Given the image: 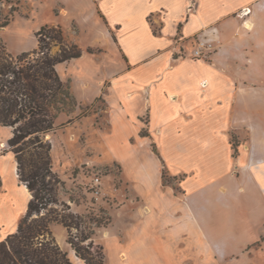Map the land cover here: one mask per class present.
Instances as JSON below:
<instances>
[{"label": "crops", "instance_id": "0c3cea01", "mask_svg": "<svg viewBox=\"0 0 264 264\" xmlns=\"http://www.w3.org/2000/svg\"><path fill=\"white\" fill-rule=\"evenodd\" d=\"M47 2L53 14L46 21L21 17L6 27L35 33L76 25L82 55L69 62L82 67V102L106 91L112 132L105 144L127 152V187L145 204L129 208L124 224L114 215L101 229L104 264L209 262V252L213 262L258 240L261 255L228 264H264V0ZM197 39L217 44L209 60L191 58ZM143 129L150 136H140ZM10 136L0 126V240L16 231L30 198L23 208ZM162 161L170 176L182 175L183 199L163 184ZM184 233L192 252L202 248L190 259ZM233 237L244 239L236 245ZM68 245L71 263L86 264Z\"/></svg>", "mask_w": 264, "mask_h": 264}, {"label": "trees", "instance_id": "16d2710c", "mask_svg": "<svg viewBox=\"0 0 264 264\" xmlns=\"http://www.w3.org/2000/svg\"><path fill=\"white\" fill-rule=\"evenodd\" d=\"M8 23L5 20L0 26ZM35 37L37 47L18 54L8 51L0 40V126L11 130L7 146L14 153L18 179L30 193L16 231L0 240V264H72L55 241L53 223L66 229L67 242L76 256L86 264H104L101 245L96 256L90 250L92 240L80 245L91 239L93 232L81 229L80 239L72 233L85 220L59 199L63 181L52 168L51 142L46 139L73 120L60 121L62 115L75 111L77 100L57 65L79 58L82 49L67 40L60 26L43 25ZM55 46L58 48L53 52ZM87 51L92 52L90 48Z\"/></svg>", "mask_w": 264, "mask_h": 264}, {"label": "rangeland", "instance_id": "374dc122", "mask_svg": "<svg viewBox=\"0 0 264 264\" xmlns=\"http://www.w3.org/2000/svg\"><path fill=\"white\" fill-rule=\"evenodd\" d=\"M51 14H53V11L48 6L47 0H0V25L5 20L10 22L12 19L21 20L22 18L25 21L28 18V23L32 24V22H35L33 25H38L46 21ZM18 28L14 26L12 28L0 26V40L5 43L8 51L13 54L20 53L23 49L32 50L37 45L35 33H32L29 27L17 30ZM22 30L28 31L26 34H23ZM77 31L78 29L74 23L64 29L67 40L77 42ZM57 48V46L53 47L52 51H56ZM91 50L92 52H96L95 49ZM80 63L82 66V62ZM58 69L61 77L64 80L70 81L73 93L77 99V106L75 111L69 116L62 115L60 118L62 122H65L69 117H72L73 120L47 135L46 139L51 142L50 155L52 168L63 181L58 194L59 199L69 205L72 213L82 215L84 217L83 220H85L82 227L77 231L72 229V233L80 239L81 229L85 233L93 232L91 239L82 242L76 239V241L80 242V245L86 246L92 240L93 245L90 250L96 256V253L100 250L99 245L102 246L101 239L103 233L101 229L110 224L113 216L117 215L120 218L119 221L116 220L117 225L124 224L125 221L123 219L129 208H133L134 206L145 207V204L139 200H135L131 190L127 187L125 180L127 152H111L105 144L106 135L112 132L108 118V104L105 99L106 91L99 98L89 103H84L82 102V76L78 72L82 67H78L74 61H71L60 65ZM120 132L122 133V130ZM139 133L140 136H145L146 138L150 136L145 129L140 130ZM150 140H152V137ZM150 140L151 152L159 157L155 143ZM130 141H134V138H130ZM232 144L235 147L236 143L234 139H232ZM8 152L14 155L9 149ZM160 168L163 184L171 185L174 194L183 199L186 191L181 186L182 175L170 176L166 171L163 161ZM96 177H99L101 181L98 186L100 190L98 195H94V188L91 187ZM178 201L184 207L183 201L179 199ZM177 206L179 207V204ZM51 230L56 243L63 251L67 252L69 245L66 229L61 224L53 223ZM190 238L189 234L184 233V255L185 257L188 256V259L191 258L190 256H196L197 252L199 255L202 249L198 247L196 252H192L189 244H194V242ZM243 239L244 237H233L232 241H235V244L239 245ZM260 241L258 240L256 244L249 245L242 253L236 256L227 255L226 258L218 259L216 255L215 260L212 262L211 256L213 254L209 252V262L205 259H198L196 261V259L191 258L192 261H195L191 264H228L229 259L241 257L246 262L245 258L261 255L260 250L263 248H261L262 242L260 243ZM216 246L219 247H214L215 251L223 254L224 249L221 244ZM244 262L237 264H247ZM184 264L189 263L186 262ZM250 264L254 263L250 262Z\"/></svg>", "mask_w": 264, "mask_h": 264}, {"label": "built area", "instance_id": "2783aa9c", "mask_svg": "<svg viewBox=\"0 0 264 264\" xmlns=\"http://www.w3.org/2000/svg\"><path fill=\"white\" fill-rule=\"evenodd\" d=\"M217 44L214 41H207L202 39H197L194 43L192 48V59H202V60H209L214 53H216ZM184 56L179 52V57ZM101 183L99 177L94 178L92 188H94L93 193L94 195H98L100 193L99 184Z\"/></svg>", "mask_w": 264, "mask_h": 264}, {"label": "bare ground", "instance_id": "6f19581e", "mask_svg": "<svg viewBox=\"0 0 264 264\" xmlns=\"http://www.w3.org/2000/svg\"><path fill=\"white\" fill-rule=\"evenodd\" d=\"M7 129H9V128H7ZM23 193H25L23 195V200H24L23 208H24L26 197H28V198L30 197V193L28 192V190H27V188H26V186L24 184H23Z\"/></svg>", "mask_w": 264, "mask_h": 264}]
</instances>
